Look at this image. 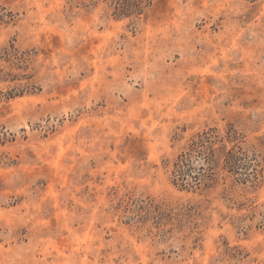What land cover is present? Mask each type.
<instances>
[{
	"label": "rangeland",
	"instance_id": "rangeland-1",
	"mask_svg": "<svg viewBox=\"0 0 264 264\" xmlns=\"http://www.w3.org/2000/svg\"><path fill=\"white\" fill-rule=\"evenodd\" d=\"M0 264H264V0H0Z\"/></svg>",
	"mask_w": 264,
	"mask_h": 264
},
{
	"label": "trees",
	"instance_id": "trees-1",
	"mask_svg": "<svg viewBox=\"0 0 264 264\" xmlns=\"http://www.w3.org/2000/svg\"><path fill=\"white\" fill-rule=\"evenodd\" d=\"M218 136L215 134L214 130L210 132H204L203 134H198L196 139L192 140L190 144L189 151L184 152L179 155L177 162H175L174 169V183L181 188L188 186L198 185L200 182H208L213 180V172L210 171V166L200 164L198 171L194 175H191L193 165L192 160L203 159L209 164L212 159L210 158L208 152L211 151V155L215 151H220L223 153L224 149L219 150V148H214V145L218 142ZM232 156V153L227 155V151L223 155V168L227 171V158ZM233 157V156H232Z\"/></svg>",
	"mask_w": 264,
	"mask_h": 264
}]
</instances>
